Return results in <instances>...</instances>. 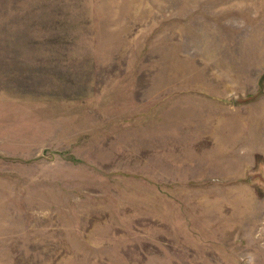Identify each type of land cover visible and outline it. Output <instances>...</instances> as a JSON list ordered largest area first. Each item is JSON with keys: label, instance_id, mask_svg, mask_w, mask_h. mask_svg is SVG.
Returning <instances> with one entry per match:
<instances>
[{"label": "rangeland", "instance_id": "1", "mask_svg": "<svg viewBox=\"0 0 264 264\" xmlns=\"http://www.w3.org/2000/svg\"><path fill=\"white\" fill-rule=\"evenodd\" d=\"M0 264H264V0H0Z\"/></svg>", "mask_w": 264, "mask_h": 264}]
</instances>
